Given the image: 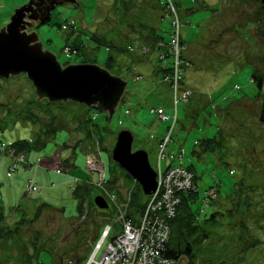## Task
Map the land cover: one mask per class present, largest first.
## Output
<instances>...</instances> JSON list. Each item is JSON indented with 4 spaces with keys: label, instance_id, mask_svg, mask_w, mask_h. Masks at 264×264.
Segmentation results:
<instances>
[{
    "label": "rangeland",
    "instance_id": "374dc122",
    "mask_svg": "<svg viewBox=\"0 0 264 264\" xmlns=\"http://www.w3.org/2000/svg\"><path fill=\"white\" fill-rule=\"evenodd\" d=\"M128 1H131L130 10L125 12L123 6ZM139 1L75 0L76 4L57 6L48 23L26 29L27 35L36 34L42 51L52 54L62 67L88 63L106 69L105 61L109 54L113 55L115 66L111 72L126 86L122 95L124 103H118L110 120L97 108L77 106L82 111L80 113L75 106L55 108L44 100L38 102L42 104L43 115L49 114L68 122L76 121L82 115L89 116L94 128L97 127L95 134L104 139V146L100 145L102 161L106 167V181H114L110 187L114 193L134 188L132 179L112 159L117 135L121 131L131 133L132 152H146L153 170L157 168L154 138L160 140L173 120H159L147 106L164 104L166 114L170 115L172 95L168 91L161 95L163 85L155 76L157 55L153 46L142 52L140 49L147 43L138 38L139 28L145 29L140 26L142 24L156 28L168 40L170 22L167 18L161 21L157 10L143 12L154 0L137 3ZM171 1L181 3L182 8L193 9L192 14L181 15V36L186 45L184 55L190 56L193 63L184 74L183 84L190 88L192 94L190 102L179 103L177 112L171 115L172 118L177 116V122L167 154H172L174 159L162 163L161 167L164 169L170 162L178 164L177 157L182 153L181 164L194 173L198 190L191 204L193 212L198 214L199 220L209 218L214 212L220 213L215 219L216 226L211 228V237L215 241L224 235V248L217 253L212 264H264V124L258 121L261 92L251 81L256 72L264 75V38L261 32L264 16L257 14L261 7L241 0ZM27 2L0 0V30ZM216 2L218 4L214 6ZM208 6L214 7L209 9ZM32 7L35 8L34 5ZM71 31L82 38L87 54L69 52L68 55L64 50L66 44H70L71 39H66V35ZM94 33L104 37L115 49L98 47L97 42L89 38ZM77 42L78 36L72 38L71 44ZM128 46L134 51L129 54L117 51ZM132 79L138 83L135 85ZM144 85L150 89L145 90ZM149 90L154 91L152 96L146 95ZM37 99L35 88L25 74L0 78V147L36 138L39 132L37 123L17 119L14 112L25 115L30 107L28 103ZM186 105L189 106L187 109ZM42 107L34 105L37 111ZM136 110L140 114L134 117L132 113ZM72 124L75 123L69 126L73 127ZM67 130L68 126L58 130L55 139L48 141L44 148L24 152L26 164H20L15 173L6 171L5 167L11 160L5 154L0 155V163H3L0 165V264H53L54 260L62 261L59 264H70L72 253L69 249L77 235H81L88 244L90 255L86 257L87 263L93 254L94 244L109 223L105 215L112 210L110 204L106 210H99L91 204L89 208L84 207V213L88 215L80 221L82 216L74 190L83 180L96 184L98 176L86 170V156L82 151L65 148ZM79 135L82 137L83 133L79 132ZM57 154L62 162L74 159L69 175H49L47 171L35 168L40 160ZM27 164L31 165L29 169ZM70 179L72 183L78 181L70 187ZM28 180L41 189L26 195ZM210 187H217L216 198L205 205L203 192ZM98 193L93 188L88 201L93 204ZM43 206L51 207L53 211L43 212ZM240 219L245 226L242 231L262 239L261 247L256 251L239 252L238 242L232 237L231 224L234 221L238 223ZM84 230L86 234L82 233ZM103 250L104 246L96 259Z\"/></svg>",
    "mask_w": 264,
    "mask_h": 264
},
{
    "label": "water",
    "instance_id": "95a60500",
    "mask_svg": "<svg viewBox=\"0 0 264 264\" xmlns=\"http://www.w3.org/2000/svg\"><path fill=\"white\" fill-rule=\"evenodd\" d=\"M37 1L28 0L15 11L10 23L0 30V78L25 74L35 88L37 101H71L88 108L100 109L110 120L126 83L96 65H70L63 68L52 54L43 52L36 34L32 32L27 35L26 29L48 23L57 6L76 2ZM132 141L131 133L121 131L116 137L112 159L138 182L144 195H150L156 190V174L149 165L146 152L131 153ZM94 205L98 209H107V203L100 196L95 197Z\"/></svg>",
    "mask_w": 264,
    "mask_h": 264
},
{
    "label": "built area",
    "instance_id": "2783aa9c",
    "mask_svg": "<svg viewBox=\"0 0 264 264\" xmlns=\"http://www.w3.org/2000/svg\"><path fill=\"white\" fill-rule=\"evenodd\" d=\"M164 18H167L170 22L171 33L166 45H159V47H162V50L158 51V56L160 57L159 69L164 73L161 82L168 86L172 95L173 113L177 112L179 103H187L191 97L192 92L183 87L184 72L191 64L182 55L184 46L182 45L181 28L183 24L177 13L176 4L171 0H166ZM65 51L68 54L70 49L66 48ZM150 113L155 114L161 121L173 120L171 125L167 127L166 134L157 143L158 187L156 192L150 196L148 205L164 204L165 206L161 213L170 210L174 213L178 203L174 197V192L188 189L191 184L190 176L184 170L172 167L173 164H169L166 171H163L161 167L162 163L174 159L172 154H167V149L168 145L173 141V127L177 122V116L172 118V113L167 115L163 107H152L150 108ZM93 147L86 154L85 167L98 173L100 184L103 181L104 173L99 141L95 140ZM1 154H5L11 160L10 165L7 167L9 174L15 173L20 164H26L25 156L17 154L11 146L2 145L0 147ZM27 167L29 168L31 165L27 164ZM58 172L60 171L57 170ZM164 175L175 178V181L164 180ZM77 181L74 180V182ZM25 188L34 192L40 190L32 180L27 181ZM215 195L203 192V200L208 197H211L210 200H212ZM116 196L114 193L109 195V201L115 203ZM121 204L117 206L119 212L117 226L115 228H111L108 224L104 226L100 239L94 244L92 260L90 262V258L88 264H189L185 258L173 260L164 257L163 253L170 237L167 230L152 229L145 232L143 240H140L130 220L125 217V212L120 207ZM84 219L85 217L82 216L80 221ZM102 246H104L103 253L99 259H96Z\"/></svg>",
    "mask_w": 264,
    "mask_h": 264
},
{
    "label": "trees",
    "instance_id": "16d2710c",
    "mask_svg": "<svg viewBox=\"0 0 264 264\" xmlns=\"http://www.w3.org/2000/svg\"><path fill=\"white\" fill-rule=\"evenodd\" d=\"M241 1L243 3L260 5L261 9L257 12V14H261L262 16H264V1L263 0H241ZM258 21L260 25V20ZM36 26H39V25H36ZM261 32L263 33V38H264V21L262 23ZM89 38L91 40H95L98 44V47L104 46L108 50L115 49V47H113L112 45H109L108 43L104 41H99L93 35H91ZM145 42H147L148 45H152L154 43L155 46L153 47V50H155L157 53L158 51L162 50V47H159V44L163 42L159 41L158 36L152 37V35L148 33L147 39ZM70 45H66L65 47H68ZM74 45L75 46L73 47H74L75 55L87 54L85 51L87 47L84 44H74ZM117 51L129 54L128 49L117 50ZM82 62L86 63V61L84 60H82ZM159 62H160V57L158 56V63ZM113 66H115V59L112 54H109L105 61L104 67L107 69V71L112 76L117 77L115 76V74L111 72V69L113 68ZM157 73L160 74V81H162L161 79L164 73L160 69H158ZM251 81L257 86V88L261 92L258 121L261 124H264V75L256 72L252 75ZM162 84L166 85L165 83H162ZM44 101L48 102L47 100H44ZM35 104L41 105L42 107L41 103L34 100L28 103V106L30 107L27 109V111H25L24 113L25 115H22L19 111L14 112L17 119H22L24 121L27 120L34 124L37 123V125L39 126V132L34 140H30V141L21 140V141H17L11 144V147L15 150L17 154H20V153L23 154L24 152L28 153L31 150H40L44 148L45 145H47L48 141L55 139V135L58 130H62L63 127H67V126L68 128H70L71 126H69V124L71 123H75V124H72V126L74 125L77 127V132H80L81 134L83 133L84 135L83 138L87 142L91 141V146L93 145L95 140L99 141L101 147L104 146L103 145L104 139H101L100 137H98L97 135L93 133L91 126H95V125L91 123L92 120L89 118V116L88 118H86L81 114L82 117H78L76 121L70 120L68 122L64 119H58L56 117H51L49 114L43 115L42 114L43 107L39 111H37L34 108ZM47 104H51L55 106V108H63L65 106H75V109L78 110V112L80 113L82 111L80 109H77L76 107L84 106V105L73 103L71 101L62 102V103H49L48 102ZM122 171L129 178H131L124 170ZM113 182L114 181L112 180L108 182L109 187L112 186ZM92 191H93V188L91 186L85 185L82 183L81 185H77V187L75 188L74 196L78 200L77 208L80 211V215L84 212V207L86 205V202L87 204H89L88 200L91 196ZM115 193L118 195L117 191ZM196 196L187 195V196L182 197L181 203L175 214V218L171 221V234H170L169 241L166 245V249L163 255L164 257L173 259V260H178L184 257L188 261L189 264H212L214 257L217 255L218 252H220L224 248V243H223L224 235L218 236L220 238H217V240L215 241H213L211 237L213 233L211 228L216 226L217 221H215V219H216V216L220 213L214 212L209 216V218L205 220H199L198 214L193 212L191 208V204L195 201ZM144 198L145 197L142 194L140 187L137 186V190L135 187L134 191L132 192V197H131V207L133 209L132 211H130L131 215L139 214L138 211L141 210L142 206H144ZM91 205L93 204L91 203ZM43 207H46V206H43ZM228 211L231 213V209ZM210 221L211 223L207 224ZM236 221H238L237 218H236ZM236 221L233 222L234 224H231V227L233 230L231 231H232V237L234 236L233 237L234 240L238 242V245H239L238 248H240L239 252L240 253L249 252L253 250L256 251V249L261 247L262 239L260 238V236L258 237V236L251 235L246 230L242 231L243 227H245L244 223L241 221V219L239 220L238 223ZM262 226H259V227H262ZM82 233L86 234L85 230L82 231ZM77 236H74V242L73 244H71V247L69 249L70 250L69 252L72 253L70 256V259L72 260H69V261H70V264L71 263L72 264H85L87 260L86 257L90 255L89 247H88L87 242L83 239V237H81V235L78 237ZM73 259L75 261H73ZM61 262L62 261L59 262L58 260H54L53 264H59Z\"/></svg>",
    "mask_w": 264,
    "mask_h": 264
},
{
    "label": "bare ground",
    "instance_id": "6f19581e",
    "mask_svg": "<svg viewBox=\"0 0 264 264\" xmlns=\"http://www.w3.org/2000/svg\"><path fill=\"white\" fill-rule=\"evenodd\" d=\"M64 29H65V27H64ZM181 38H182V36H181ZM166 43H161V44H165L166 45ZM182 45L184 46V50H183L182 55H183V58H185L186 60H188L190 62L191 66L188 68V69H190L192 67L193 63H192V61L190 59L186 58V56L184 55V52L186 51V45L184 44L183 39H182ZM66 48H69L70 49V53L72 52V54H74L73 52H75V51H74V48L72 46L65 47L64 50ZM127 49H128L129 52L134 51L133 47H130V46L127 47ZM70 53H68V55H70ZM157 58H158V53H157ZM188 69H186L185 72ZM185 72H184V74H185ZM132 143H133V141H132ZM91 150L92 149H90V151ZM131 153H134V152H132V146H131ZM19 155H23V154L20 153ZM101 159H102V154H101ZM147 159H148V157H147ZM177 159H178L179 163L176 164V165L173 164L172 167H178V168L184 170L190 176V183L191 184H190V187L188 189L176 190L174 192V197L178 201L174 213L171 210L167 211L165 213H161L162 209L165 206L164 204L148 205L150 196H152L156 192L157 187H158V169L157 168L153 169L154 173L156 174V177H155L156 190L153 193H151L150 195H144L143 192H142V194L145 197L144 198V206H142L141 210L138 211V213H139L138 215L137 214L136 215H133V214L131 215L130 211L133 210L132 207H131L132 192L134 191L136 185H138L139 187H140V185L125 170L124 171L132 178V181L134 183V188H132V189L127 188L120 195H119L120 192L118 190H117L118 195L110 190V187L108 185L109 184L108 182H110V180L106 181V167H105V164H104L103 161H102V163H103V173H104L103 174V181L99 184V180H98V182L96 184H92L91 182H89V180H83V181H81V183L85 184V185H89V186H91L94 189L96 188L99 191L97 196H100V197H102L105 200V202L107 203V209H108L109 204L111 205L112 210L109 212L108 215H105V218L107 219V221H109L108 225L111 228H115L117 226V224H118L117 218L119 216V212H118L117 206L122 203L120 205V207H121V209L124 210L125 217L130 220L132 226L134 227V230L138 233L140 240H143V238H144L143 234L145 232H148V231H150L152 229L167 230L169 232V235H170L171 234V221L175 218V214H176L177 209H178V207H179V205L181 203L182 197L183 196H187V195L196 196V194H198V190H197V187H196L195 182H194V179H195L194 173L188 167H186V166L183 167V165L181 164V161H182V154L181 153L179 154ZM42 161L43 160H40V163H42ZM167 169H168V167L164 168L162 170L166 171ZM86 170L89 173H91V174L96 173V175L98 176L97 172L90 171V170L87 169V167H86ZM163 179L164 180H171L172 182L175 181V178H172L171 176H167V175H164ZM73 183H74V181H73ZM140 189H141V187H140ZM141 191H142V189H141ZM33 192L34 191H32L31 189L26 190V195H31ZM113 193L117 195L115 197V203L110 202L109 198H108V196L109 195H113ZM204 193L217 194V187H210L209 189L205 190ZM215 198H216V195H215ZM215 198H213L212 200H214ZM210 199H211V197H208L207 199H204L203 200L204 204L205 205H209V203L212 201ZM90 204L91 203L89 202V204H87V206L85 205V207L89 208L88 206H90ZM92 206L97 208L94 205V202H93ZM99 210H106V209H99ZM87 215H88V213H84V212L81 214V216H83V217H86ZM102 217H104V216H102ZM91 260H92V258L90 259V262H91Z\"/></svg>",
    "mask_w": 264,
    "mask_h": 264
},
{
    "label": "crops",
    "instance_id": "0c3cea01",
    "mask_svg": "<svg viewBox=\"0 0 264 264\" xmlns=\"http://www.w3.org/2000/svg\"><path fill=\"white\" fill-rule=\"evenodd\" d=\"M219 1V0H218ZM141 2H144V0H140L139 2H137V3H141ZM136 3V4H137ZM176 4V8H177V11H178V14H179V17H180V19H181V15H189V14H192V7H189V8H182L180 5H181V3H175ZM218 4V2H216L215 3V5L214 6H216ZM165 5H166V0H158V3L154 0L153 1V3H152V5H149V7L145 10V11H143L144 13H146L149 9H153V10H157V11H159V13H160V19H161V21H163L164 20V14H163V12H164V10H165ZM203 6V5H202ZM205 6V5H204ZM214 6H208L209 7V9H212V8H210V7H214ZM130 1H129V3L127 2V4L125 5V6H123V9H124V11L126 12V11H128V10H130ZM208 7H206V8H208ZM181 9V10H180ZM214 9V8H213ZM140 26H144L145 27V29H142V28H139V30H138V34H139V36L140 37H138L140 40H143L144 41V43H145V41H146V39H147V35H148V33L149 34H151L152 35V37H157L158 36V38H159V41H162L163 43H166L168 40H169V38H168V40H165L162 36H161V34H160V32H158V30L156 29V28H154V27H151V26H149V25H140ZM141 31V32H140ZM182 32V31H181ZM73 33V31H71V32H69L68 33V35H66V39H71V41H72V38H74L75 36H78V42H77V44H84L83 43V40H82V38H80V36H79V34L78 33H75L74 35L72 34ZM70 34V35H69ZM94 37H96V39H98L99 41H104V42H106L107 43V40L104 38V37H102V36H100V35H97L96 33H94V34H92ZM71 41H70V44H71ZM147 43V42H146ZM70 44H66V45H70ZM154 44V43H153ZM148 45V44H146V46L144 45V46H142L143 48H141L140 50L142 51V52H147L148 50H147V48L148 47H151V46H155V44L154 45ZM161 44V43H160ZM159 44V45H160ZM109 45H111V44H109ZM70 46H75L74 44H71ZM86 46V45H85ZM113 46V45H112ZM113 47H115V46H113ZM129 47V46H128ZM140 47V46H139ZM74 48V47H73ZM117 48V47H116ZM127 49V48H126ZM155 53H156V55H157V52L155 51V50H153ZM186 58H188V59H190L191 61H192V59L190 58V56H186ZM158 69H159V63H158V58H157V66H156V68H155V76L157 77V78H159V81H160V74H158L157 73V71H158ZM188 71V70H187ZM186 71V72H187ZM118 77V76H117ZM119 78V77H118ZM156 78V79H157ZM136 79V78H135ZM142 78L140 77V80H141ZM132 81H134L133 83L136 85L137 83L135 82V80L134 79H132ZM184 81V80H183ZM160 83H161V81H160ZM162 84V83H161ZM163 85V88L161 89L162 91H160L161 92V95H164V91H168L169 93H170V91H169V89H168V86H166V85H164V84H162ZM183 87H185V88H187V89H189L190 90V88H188V87H186L184 84H183ZM164 88H165V90H164ZM144 89L146 90V89H150V87H148V85H144ZM133 92V91H132ZM154 91H151V90H149V91H147L146 92V95L147 96H152L154 93H153ZM134 93V92H133ZM123 101V97L120 99V101L119 102H122ZM190 102V101H189ZM188 102V103H189ZM123 103H124V101H123ZM170 103H171V106H170V113H172V98L170 99ZM187 103V104H188ZM164 104H161V103H158L157 105H151V104H147V106H149V108H152V107H165V106H163ZM146 106V107H147ZM189 106H187L186 105V109L188 108ZM165 109V108H164ZM129 112V111H128ZM140 114V112L139 111H135V112H133L132 113V115L135 117H137L138 115ZM72 128V130H69V128H68V130H67V136H66V140H65V142H64V144H65V148L66 147H71V149H73V151L75 152L76 150H79V151H82L84 154H85V156H86V154L90 151V147H91V141H89V142H87L83 137H84V135L81 137L80 135H79V132H77V127L76 126H73V127H71ZM97 128V127H96ZM96 128H94V126H91V129H92V131H93V133L95 134V132H94V130L96 129ZM96 135V134H95ZM155 139V144H156V146H157V143H158V141H159V138H154ZM79 148V149H78ZM182 154V153H181ZM58 159V161L56 160V159ZM173 160V159H172ZM172 160H170V161H172ZM73 163H74V159H72V160H65V161H61V160H59V156H58V154L57 155H55L53 158H45V159H43V161H42V163H37V165L38 166H36L35 168L36 169H41L42 171H47L48 173H50L49 175H57V176H59V175H62V174H67V175H69V172H71L72 170H73ZM3 164V163H2ZM2 164L0 163V165L2 166ZM7 164V163H6ZM169 164H173V162H170ZM168 164V165H169ZM8 165H9V161H8V164L6 165V167L5 168H7L8 167ZM167 165V166H168ZM0 166V167H1ZM166 166V167H167ZM27 169H29L28 167H26ZM57 170L58 171H60L61 172V174H58L57 173ZM7 171V170H6ZM42 171H40L42 174H43V172ZM38 172H36V174H37ZM6 176H8L7 175V173H6ZM67 177V176H66ZM9 178V177H8ZM69 184H70V187H72V180L70 179V182H69ZM41 189V188H40ZM123 192V191H122ZM122 192H120L119 193V195L122 193ZM45 211H48V212H51V211H53L52 210V208H49V207H43V212H45Z\"/></svg>",
    "mask_w": 264,
    "mask_h": 264
},
{
    "label": "flooded vegetation",
    "instance_id": "af4514ba",
    "mask_svg": "<svg viewBox=\"0 0 264 264\" xmlns=\"http://www.w3.org/2000/svg\"><path fill=\"white\" fill-rule=\"evenodd\" d=\"M35 9H37L36 6H35Z\"/></svg>",
    "mask_w": 264,
    "mask_h": 264
},
{
    "label": "clouds",
    "instance_id": "9594fccd",
    "mask_svg": "<svg viewBox=\"0 0 264 264\" xmlns=\"http://www.w3.org/2000/svg\"><path fill=\"white\" fill-rule=\"evenodd\" d=\"M191 91V90H190Z\"/></svg>",
    "mask_w": 264,
    "mask_h": 264
}]
</instances>
